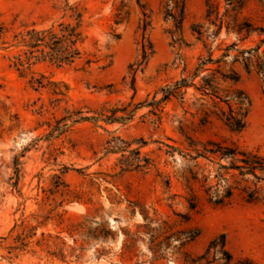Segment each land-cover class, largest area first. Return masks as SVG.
I'll return each instance as SVG.
<instances>
[{"label":"rangeland","instance_id":"1","mask_svg":"<svg viewBox=\"0 0 264 264\" xmlns=\"http://www.w3.org/2000/svg\"><path fill=\"white\" fill-rule=\"evenodd\" d=\"M237 1L244 5L242 19L264 27V1ZM164 3L0 0L8 40L31 27L74 24L69 7L81 14L83 37L75 64L39 63L26 75L13 67V51L0 50V264H193L222 235L235 260L264 264V206L240 198L227 207L210 203L205 189L215 184L216 160H200L209 178L190 193L179 153L189 138L236 143L264 155V83L255 70L234 62L237 48H254L259 38L238 44L226 24L214 36L219 21L206 19V0H186L182 43L173 44L168 32L174 24L164 18ZM138 4L149 16L145 39L152 47L143 63ZM233 44L238 47L223 58ZM210 55L213 62L199 68ZM233 73L238 81L224 78ZM32 76L54 84L61 95L53 86L35 88ZM181 79L187 86L180 95L153 104ZM211 83L215 97L205 91ZM245 96L251 105L245 100L240 111L237 99ZM103 107L118 110L117 117L133 114L125 122H68L62 129L67 111L94 117ZM247 110L240 133L222 120ZM120 141L128 148L110 153L124 148ZM134 151L150 165L121 172L122 155ZM193 197L197 205L191 209Z\"/></svg>","mask_w":264,"mask_h":264},{"label":"trees","instance_id":"2","mask_svg":"<svg viewBox=\"0 0 264 264\" xmlns=\"http://www.w3.org/2000/svg\"><path fill=\"white\" fill-rule=\"evenodd\" d=\"M186 0H165L164 3V18L172 20L174 30L168 32L172 43L180 45L182 43L181 31L182 22L184 19ZM221 1L225 3V12L220 15ZM260 2L264 0H259ZM139 3V0H137ZM237 0H206L207 12L206 19L212 25L219 21L217 32L214 36H218L226 24L228 33L236 34L238 44L249 40L256 36L259 38V43L254 48L239 49L238 44H233L226 49V54L223 58L230 55V51L237 48L238 55L234 57V62L242 63L245 70L250 72L255 70L261 77L264 83V27L256 26L249 19L243 18L244 5ZM139 5V4H138ZM67 6V4H66ZM241 6V7H240ZM141 9V63L145 62L152 54V47L150 42L145 39V32L149 27V16L146 14L144 8L139 5ZM72 12L75 23L60 22L57 25H51L47 28L31 27L16 33H13L10 40H8L9 28L3 22H0V50L13 51L15 54L12 57L13 67L22 75L31 72L33 66L39 63H50L57 66H71L79 61L82 57L81 44L83 41L81 27V14L75 8H68ZM122 9L118 10L116 18L119 19ZM121 20H116L115 25H118ZM202 36L201 28L193 30ZM177 34L179 37H177ZM212 55L208 60H201L199 68H202L208 63H212ZM220 62V61H217ZM138 64V67L141 65ZM136 71H133L135 73ZM194 78V77H193ZM225 79L238 81V76L232 74L224 76ZM44 78L39 79L33 76L30 79L31 85L35 88H46L48 85L54 87V93L61 95L60 89L54 84H44ZM132 86H134V74L132 76ZM187 86V79H181L176 82L172 88L166 87L161 90L163 97L158 101H153V104L158 106L162 102L168 101L171 97L180 95V91ZM205 91L208 95L213 97L217 94V88L211 84H207ZM247 101V106L251 105L248 97L238 98L240 104V111ZM118 110H107L103 107L99 112L94 113V117L82 116V112L73 111L66 112L63 121L62 129L68 128L69 124H75L80 121H104L106 123L125 122L130 120L133 110L125 112V117H117ZM248 110L245 113L239 112L234 114L231 112L228 116L222 119L226 126L233 132H242L246 127V117ZM187 139V146L183 151H179L182 158L186 162V166L181 173V177L190 193H193V186L201 184L206 186L209 176L204 175L205 170L201 165L200 160L213 162L216 160L218 166L215 170L214 181L215 184L205 189L210 203L218 207H227L240 198L248 205H263L264 206V155L257 150H249L239 146L236 143H227L219 141L197 142ZM121 142V141H120ZM124 148H110V153L115 151L124 152L128 148V144L121 142ZM171 150L172 147L168 146ZM116 149V150H115ZM126 151V150H125ZM133 152V151H132ZM131 152V153H132ZM134 156L128 157L122 155L119 161L120 171L127 172L130 170L146 169L150 164L147 159L140 160L138 151H134ZM225 160L226 164H222ZM143 161V162H142ZM195 197L189 200L191 209L196 208ZM219 257V258H218ZM218 258V259H217ZM214 260H221L224 264H253L248 259L235 260L234 257L226 250V238L222 235L218 240L210 243L206 252L200 256L193 264L212 263Z\"/></svg>","mask_w":264,"mask_h":264}]
</instances>
